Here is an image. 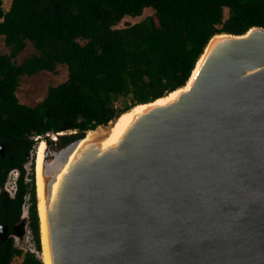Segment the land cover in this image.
<instances>
[{
	"label": "water",
	"instance_id": "95a60500",
	"mask_svg": "<svg viewBox=\"0 0 264 264\" xmlns=\"http://www.w3.org/2000/svg\"><path fill=\"white\" fill-rule=\"evenodd\" d=\"M207 48L189 88L116 144L103 147L124 113L66 145L64 131L42 139L51 264H264V28ZM29 222L25 204L18 232Z\"/></svg>",
	"mask_w": 264,
	"mask_h": 264
},
{
	"label": "trees",
	"instance_id": "16d2710c",
	"mask_svg": "<svg viewBox=\"0 0 264 264\" xmlns=\"http://www.w3.org/2000/svg\"><path fill=\"white\" fill-rule=\"evenodd\" d=\"M154 16L126 28L127 16ZM229 17L225 18V10ZM264 28V0H13L6 11L0 0V36L10 54L0 53V189L12 170L19 171L14 198L0 194V264H45L34 163L24 168L40 139L50 132L74 131L60 145L84 137L139 104L182 88L210 40L222 33L242 35ZM30 43L36 53L21 64L14 59ZM67 65L68 80L50 87L36 106L20 102L23 76L56 72ZM124 98L130 104L117 102ZM39 137L40 139H36ZM49 143H51L48 140ZM28 206L36 252L16 246Z\"/></svg>",
	"mask_w": 264,
	"mask_h": 264
},
{
	"label": "rangeland",
	"instance_id": "374dc122",
	"mask_svg": "<svg viewBox=\"0 0 264 264\" xmlns=\"http://www.w3.org/2000/svg\"><path fill=\"white\" fill-rule=\"evenodd\" d=\"M154 14H155V11L152 8H147L144 11L142 16H139V17L127 16V17H125L116 26V28L122 29V28H126L130 25H135L139 22L144 21L147 17L154 16ZM228 17H229V10L226 9L225 10V18L227 19ZM0 53L10 54V50H9V48H7V46L5 44L4 36H0ZM35 53H36L35 48L30 43H28L25 50L22 53H20V55L17 58H15L14 61L16 64H21L25 59L34 55ZM68 77H69V72H68L67 65H59L57 67L56 72L41 71V72L36 73L33 76H23L21 78L20 87L17 91V96H18L21 103L34 107L46 98V96L48 94V90L50 87H55V86H58L59 84L66 82L68 80ZM117 104L123 107L126 104H130V100H126L124 98H121L117 102ZM73 132L74 131L69 132V130L64 131L63 135H69L70 133H73ZM41 140L42 139L39 140V143ZM49 141H51V140H49ZM39 143L37 144V146L34 150V152H35L34 171H35L36 177H37L36 158H37ZM32 165L33 164H31V166H30L31 167L30 173L32 171ZM11 185H12V183L9 186L10 189H11ZM27 208H28V206H27ZM23 229H24L23 236L22 237H18V236L15 237L16 246L19 247L20 249L24 250V251L36 252L35 241H34V237H33L31 230L29 229V227L26 230H25V228H23ZM42 248H43V244H42ZM42 253H43V249H42ZM42 253L40 254L37 252V254L39 256L40 255L42 256L43 255ZM22 261H23V258H21V257L16 258L14 260V264H22Z\"/></svg>",
	"mask_w": 264,
	"mask_h": 264
},
{
	"label": "bare ground",
	"instance_id": "6f19581e",
	"mask_svg": "<svg viewBox=\"0 0 264 264\" xmlns=\"http://www.w3.org/2000/svg\"><path fill=\"white\" fill-rule=\"evenodd\" d=\"M209 48H207L205 54L200 58V60L197 63L196 69L193 72L192 78L189 80L187 86L183 87L182 89L176 90L172 92L171 94L167 95L164 98L158 99L154 103L150 104H139L135 107H133L128 112H125L123 115H121L118 119V121L115 124V127L112 130V133L107 141L103 143L104 149L116 144L119 139L121 138L122 134L126 132L128 127L133 123L135 118L149 109L152 106L155 105H162L169 103L173 100H175L178 95L189 88L191 85V82L193 81L194 77L196 76L206 54L208 53ZM46 150V143L45 141H40L38 146V153L36 158V182H37V188H38V197H39V210H40V216L42 221V244H43V255L41 258L43 259L45 264H51V258H50V250H49V241H48V228H47V221H46V211H45V181L43 178V162H44V155ZM61 177V176H60ZM58 183L55 185V190Z\"/></svg>",
	"mask_w": 264,
	"mask_h": 264
},
{
	"label": "flooded vegetation",
	"instance_id": "af4514ba",
	"mask_svg": "<svg viewBox=\"0 0 264 264\" xmlns=\"http://www.w3.org/2000/svg\"><path fill=\"white\" fill-rule=\"evenodd\" d=\"M3 154H4V152H3ZM11 172H12V175L10 177L8 176L9 179L7 178V181H9V182L8 183L6 182L4 187L0 189V194L3 191V192L8 193L11 196V198H14L16 190H17V179H18L20 173L18 170H12ZM14 172H18V175L16 177L14 176ZM11 183H12V185H11V189H10L9 186Z\"/></svg>",
	"mask_w": 264,
	"mask_h": 264
},
{
	"label": "crops",
	"instance_id": "0c3cea01",
	"mask_svg": "<svg viewBox=\"0 0 264 264\" xmlns=\"http://www.w3.org/2000/svg\"><path fill=\"white\" fill-rule=\"evenodd\" d=\"M13 0H3V6L6 11H9L11 8Z\"/></svg>",
	"mask_w": 264,
	"mask_h": 264
},
{
	"label": "built area",
	"instance_id": "2783aa9c",
	"mask_svg": "<svg viewBox=\"0 0 264 264\" xmlns=\"http://www.w3.org/2000/svg\"><path fill=\"white\" fill-rule=\"evenodd\" d=\"M18 175V172H14V176L16 177Z\"/></svg>",
	"mask_w": 264,
	"mask_h": 264
}]
</instances>
